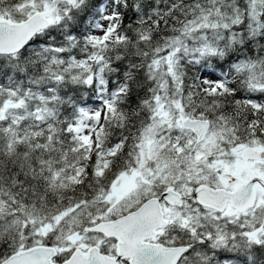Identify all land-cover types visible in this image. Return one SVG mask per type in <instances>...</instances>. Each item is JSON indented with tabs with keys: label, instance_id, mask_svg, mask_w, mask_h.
<instances>
[{
	"label": "snow or ice",
	"instance_id": "obj_1",
	"mask_svg": "<svg viewBox=\"0 0 264 264\" xmlns=\"http://www.w3.org/2000/svg\"><path fill=\"white\" fill-rule=\"evenodd\" d=\"M0 264H264V0H0Z\"/></svg>",
	"mask_w": 264,
	"mask_h": 264
}]
</instances>
